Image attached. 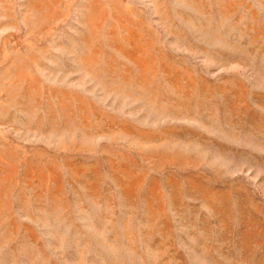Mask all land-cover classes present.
<instances>
[{
	"label": "rangeland",
	"instance_id": "1",
	"mask_svg": "<svg viewBox=\"0 0 264 264\" xmlns=\"http://www.w3.org/2000/svg\"><path fill=\"white\" fill-rule=\"evenodd\" d=\"M0 264H264V0H0Z\"/></svg>",
	"mask_w": 264,
	"mask_h": 264
}]
</instances>
